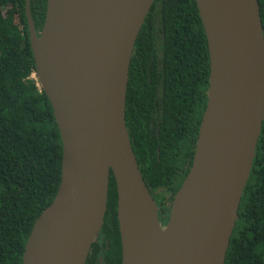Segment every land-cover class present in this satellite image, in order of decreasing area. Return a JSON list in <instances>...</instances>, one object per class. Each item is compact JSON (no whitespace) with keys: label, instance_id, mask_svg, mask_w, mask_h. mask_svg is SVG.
<instances>
[{"label":"water","instance_id":"1","mask_svg":"<svg viewBox=\"0 0 264 264\" xmlns=\"http://www.w3.org/2000/svg\"><path fill=\"white\" fill-rule=\"evenodd\" d=\"M156 0H48L36 31L39 87L63 142L62 179L34 225L23 264H87L113 174L122 264H226L264 125L259 0H196L208 43V102L192 168L168 223L139 168L126 124L131 62Z\"/></svg>","mask_w":264,"mask_h":264},{"label":"trees","instance_id":"2","mask_svg":"<svg viewBox=\"0 0 264 264\" xmlns=\"http://www.w3.org/2000/svg\"><path fill=\"white\" fill-rule=\"evenodd\" d=\"M48 0H31L40 34ZM264 27V0H259ZM26 0H0V264H23L35 223L62 179L63 142L36 78ZM210 59L196 0H156L133 54L126 108L132 147L167 217L194 161ZM226 264H264V125ZM101 241L87 264H122L113 174Z\"/></svg>","mask_w":264,"mask_h":264},{"label":"flooded vegetation","instance_id":"3","mask_svg":"<svg viewBox=\"0 0 264 264\" xmlns=\"http://www.w3.org/2000/svg\"><path fill=\"white\" fill-rule=\"evenodd\" d=\"M153 197L156 200L157 205H159L160 204V200L156 197V195H153ZM160 216H161V221L163 222V225L165 226L167 224V223H165L167 217L165 215H160ZM100 241H101V244H103V245L105 244L106 245L105 240L102 238V230L99 233V238H98L96 243H98Z\"/></svg>","mask_w":264,"mask_h":264}]
</instances>
